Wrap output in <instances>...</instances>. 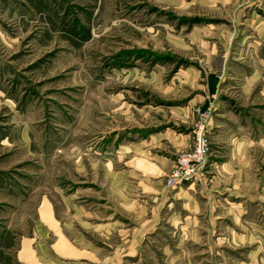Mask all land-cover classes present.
I'll list each match as a JSON object with an SVG mask.
<instances>
[{"label": "rangeland", "instance_id": "obj_1", "mask_svg": "<svg viewBox=\"0 0 264 264\" xmlns=\"http://www.w3.org/2000/svg\"><path fill=\"white\" fill-rule=\"evenodd\" d=\"M252 15L264 0H0V264H40L42 238L53 255L58 238L100 255L126 243L124 264H264V32ZM201 128L198 174L167 186ZM151 142L173 157L164 180L138 158ZM139 161L154 172L145 181ZM191 182L198 212L175 196Z\"/></svg>", "mask_w": 264, "mask_h": 264}, {"label": "crops", "instance_id": "obj_2", "mask_svg": "<svg viewBox=\"0 0 264 264\" xmlns=\"http://www.w3.org/2000/svg\"><path fill=\"white\" fill-rule=\"evenodd\" d=\"M252 19L256 20L257 23V28L258 31L256 30L255 32H264V17L262 15H252ZM244 50V49H243ZM248 50V49H247ZM168 134H170V137L173 138V135L170 132H167ZM161 133H151L150 134V139L152 140L154 138V140H157L156 138L158 136H160ZM157 136V137H156ZM182 140L178 143H176L177 145L179 143L184 144L186 142V135L184 136H179ZM178 137V138H179ZM164 138H167L166 136H164ZM146 143V142H145ZM151 143H155V142H151ZM133 147V145H130L128 147ZM160 147V144H154V145H144V146H140L141 148H139L138 150V158L140 160H147V159H151V164L153 167H155V174L157 176V178H162V180L165 179V175L168 173V171L170 170V168L172 167L174 161H173V157L170 156H165L163 153L162 154H158L159 150H157V152H155L154 154H152L151 150L153 148H157ZM121 152H125L126 153V149L124 147L127 146H121ZM128 153V151H127ZM136 158V157H134ZM134 158L130 159L127 162H130L131 160H133ZM144 161H139L140 165H134L135 167L138 168V170L142 171V174L140 175V179L142 180L143 177V181L146 180V178H149L148 173H154L152 172V170L150 171V169H148L149 166H147ZM147 166V167H146ZM145 168V170H147L145 172V170L143 169ZM148 175V176H147ZM146 177V178H145ZM221 177H218L214 179L215 183L219 182V179ZM146 184H144L145 186ZM196 183L195 182H191L189 184H187L186 186H180V189L175 190V196H185L187 198L185 204L187 206H191L195 211H201V207L202 204L199 202V198L201 197L200 194L202 191L198 190V189H194L195 188ZM128 186V185H127ZM127 186H126V190H122L121 193V197L123 199L127 198L128 196V190H127ZM144 191H149V189H144ZM231 191V190H230ZM200 192V194H199ZM237 192V190H232L231 192H229V195H235ZM240 191H238L239 193ZM159 194V192H158ZM165 196V192L164 190L161 193V197ZM178 196V197H179ZM228 202L230 204H228ZM227 202V198H224L223 201L219 202L216 204V206L219 208V210H221L223 208V212H226V209L230 210V212L232 214H235L238 205L236 204V202H231L228 200ZM215 208V206L213 207ZM222 211V210H221ZM149 222H151L150 220H148L147 222H145V225L143 226L142 230L147 229L148 231H150V228L152 226L149 225ZM154 229V227H153ZM122 248V253L119 255L117 254L115 256V254L112 252L110 254H98L93 252L92 250H86V249H71L70 246L62 239V238H58L56 240V242L53 244L54 247V251H56V255H53V250H50V248L48 247L46 240H44L43 238L41 239L40 243H39V251H40V257H41V261L39 262L40 264H114L115 261L119 262V264H124L123 262L127 259H129V256H131L130 254V249H129V244H124V243H120ZM56 246L60 247L58 250L56 248ZM126 251V253H124ZM87 252V253H86ZM125 256V258H124ZM27 263V262H26ZM29 263V262H28ZM31 264V263H30Z\"/></svg>", "mask_w": 264, "mask_h": 264}, {"label": "built area", "instance_id": "obj_3", "mask_svg": "<svg viewBox=\"0 0 264 264\" xmlns=\"http://www.w3.org/2000/svg\"><path fill=\"white\" fill-rule=\"evenodd\" d=\"M202 131L203 128L197 132L198 141L195 149L192 151H184L179 155L177 163L167 174V186L173 187L178 183L188 180L198 174L199 167L204 161L206 152Z\"/></svg>", "mask_w": 264, "mask_h": 264}]
</instances>
